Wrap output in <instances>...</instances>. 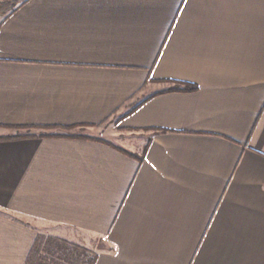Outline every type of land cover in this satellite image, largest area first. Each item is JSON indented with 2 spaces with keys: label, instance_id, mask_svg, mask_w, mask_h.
I'll return each instance as SVG.
<instances>
[{
  "label": "crops",
  "instance_id": "0c3cea01",
  "mask_svg": "<svg viewBox=\"0 0 264 264\" xmlns=\"http://www.w3.org/2000/svg\"><path fill=\"white\" fill-rule=\"evenodd\" d=\"M40 235L92 264H264V0L0 15V264Z\"/></svg>",
  "mask_w": 264,
  "mask_h": 264
},
{
  "label": "trees",
  "instance_id": "16d2710c",
  "mask_svg": "<svg viewBox=\"0 0 264 264\" xmlns=\"http://www.w3.org/2000/svg\"><path fill=\"white\" fill-rule=\"evenodd\" d=\"M27 1L28 0H0V15H7L14 12ZM194 88V86L186 84L183 88L174 87L171 90L179 89L189 91ZM73 127L76 126H65L63 128ZM44 240L47 241L46 244H44ZM58 251H62L65 257L63 258ZM25 264H92V257H89L87 250L80 246L40 235Z\"/></svg>",
  "mask_w": 264,
  "mask_h": 264
},
{
  "label": "rangeland",
  "instance_id": "374dc122",
  "mask_svg": "<svg viewBox=\"0 0 264 264\" xmlns=\"http://www.w3.org/2000/svg\"><path fill=\"white\" fill-rule=\"evenodd\" d=\"M118 122V121H117ZM116 122V123H117ZM108 125V123H105V124H103V126H107ZM65 130H68V131H70V132H76V133H85L86 132V130L84 129V128H82V127H79V126H76V127H73V128H64ZM101 131V132H100ZM103 130H95L94 131V133H97L98 135H100V137H103V138H107V139H109L110 141H114V142H119V140H117L118 138H117V135L116 134H114L113 133V131L111 130V131H108V132H102ZM116 135V136H115ZM83 137H88V136H85V135H83ZM46 237V236H45ZM44 242V244H46L47 243V241H43ZM105 240L103 239V238H100V237H94V240H93V242H92V245H93V247L94 248H97V247H103L104 246V244H105ZM62 250V249H61ZM60 254H61V256L64 258L65 257V255L64 254H62V251H58ZM44 255V254H43ZM45 256H46V254H45Z\"/></svg>",
  "mask_w": 264,
  "mask_h": 264
}]
</instances>
